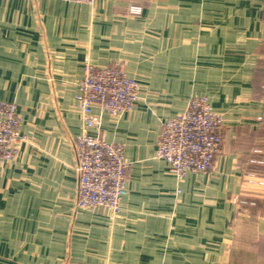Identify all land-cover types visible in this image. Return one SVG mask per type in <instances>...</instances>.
Instances as JSON below:
<instances>
[{"label": "crops", "instance_id": "obj_1", "mask_svg": "<svg viewBox=\"0 0 264 264\" xmlns=\"http://www.w3.org/2000/svg\"><path fill=\"white\" fill-rule=\"evenodd\" d=\"M119 60L139 99L90 131L130 163L113 215L77 208L73 144L84 64ZM197 96L222 151L179 180L157 140ZM0 100L23 136L0 162V264H264V0H0Z\"/></svg>", "mask_w": 264, "mask_h": 264}, {"label": "built area", "instance_id": "obj_2", "mask_svg": "<svg viewBox=\"0 0 264 264\" xmlns=\"http://www.w3.org/2000/svg\"><path fill=\"white\" fill-rule=\"evenodd\" d=\"M62 1L94 6L98 0ZM78 89L83 130L74 142L76 206L107 209L116 215L128 195L129 163L124 145L94 137L90 131L100 129L102 113L121 117L132 111L139 99V84L119 65L100 68L86 62ZM96 108L100 114L95 113ZM20 128L17 105L0 100V162L10 163L18 157L23 141ZM222 146L223 119L212 109L207 96H197L191 98L183 113L163 121L156 158L165 161L170 172L182 180L191 172L211 171Z\"/></svg>", "mask_w": 264, "mask_h": 264}, {"label": "rangeland", "instance_id": "obj_3", "mask_svg": "<svg viewBox=\"0 0 264 264\" xmlns=\"http://www.w3.org/2000/svg\"><path fill=\"white\" fill-rule=\"evenodd\" d=\"M147 59H149V61H154L153 60V58H152V55H147ZM87 62H89V63H92V62H90V61H87ZM93 64V63H92ZM115 65H119L120 66V68L123 70V72L128 76V72H127V66H126V64L124 63V61H122V60H119V61H116V62H114V63H112V64H110V65H108L107 67H109V66H115ZM140 88V87H139ZM140 94V93H139ZM80 107V106H79ZM80 115H81V111H80ZM82 118V117H81ZM73 146H74V144H73ZM124 149H125V147H124ZM126 157V156H125ZM129 163V162H128ZM129 166H130V163H129ZM150 264H162L160 261H153L152 263H150ZM173 264H176V263H173Z\"/></svg>", "mask_w": 264, "mask_h": 264}]
</instances>
